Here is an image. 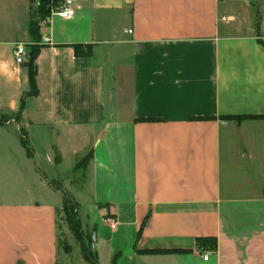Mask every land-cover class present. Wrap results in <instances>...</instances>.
Wrapping results in <instances>:
<instances>
[{
	"label": "crops",
	"instance_id": "1",
	"mask_svg": "<svg viewBox=\"0 0 264 264\" xmlns=\"http://www.w3.org/2000/svg\"><path fill=\"white\" fill-rule=\"evenodd\" d=\"M71 1L75 16L53 14L36 40V0H0V116L11 117L0 124V155L29 188L24 200L0 204V264H58L59 185L68 179L56 172L90 154L84 179L99 264H264V121L225 120L264 115L258 1ZM108 43L121 46L124 62L98 51ZM77 44L92 45V56L77 57ZM18 46L25 65L16 64ZM34 47L39 95L30 97ZM126 85L129 103L108 109ZM246 134L258 174L226 189L229 145ZM198 239H216V251Z\"/></svg>",
	"mask_w": 264,
	"mask_h": 264
},
{
	"label": "rangeland",
	"instance_id": "2",
	"mask_svg": "<svg viewBox=\"0 0 264 264\" xmlns=\"http://www.w3.org/2000/svg\"><path fill=\"white\" fill-rule=\"evenodd\" d=\"M259 5L262 7L263 19H264V0H257ZM59 3L55 2L53 6L51 16L58 11L60 8ZM255 9V7L253 6ZM256 11L257 22L261 17L259 9L253 10ZM98 51L104 54L111 51L115 56L120 58L122 62L125 61V51L121 50V46L118 44L108 43L98 46ZM115 60V58H114ZM114 65H110L108 69V76L111 78V75L114 71ZM127 82H130V73H127ZM111 86V85H109ZM126 92L123 96L117 93H114V98L109 95L108 98V109H111L116 102L121 105L129 103L130 101V85H126ZM118 95V96H117ZM116 103V105H117ZM120 109V108H119ZM2 117H5V120L8 121L9 116H0V121L3 120ZM245 141H249L248 134L246 138L236 137L235 140L231 141L229 147L233 150L230 157H226V162L224 165V177H225V187L229 189L230 185L233 183L237 186H244V182L250 176H255L258 173V162L257 157H247L248 152L244 153L249 145H245ZM261 143V141H258ZM245 147V148H244ZM248 148H250L248 146ZM239 149L242 153H239ZM91 161L90 155L82 158L75 170L72 171L70 161H67L59 170H57V175L62 178H67L68 182L65 183L66 187L62 189L63 197H66V202L62 209L59 211L58 215V264H87L84 259V247L85 250L89 253L90 251L94 254L92 248L93 241V228L94 225L99 221L96 210L92 209V206L89 204L88 200V186L85 187V175L84 172L88 167L89 162ZM18 171L12 162L9 161L8 155H0V204L14 202L17 200H24L26 198V191L29 189L24 185L23 179L18 178ZM251 179H253L251 177ZM256 184L259 185V181H256ZM36 190V187L33 190ZM243 189V188H242ZM82 193V194H81ZM80 194V195H79ZM80 200L82 207L78 204L75 198ZM77 215L78 221L80 223L79 234L82 238V242L78 240V236L72 230V216ZM90 219H89V218ZM105 260V258H103Z\"/></svg>",
	"mask_w": 264,
	"mask_h": 264
},
{
	"label": "trees",
	"instance_id": "3",
	"mask_svg": "<svg viewBox=\"0 0 264 264\" xmlns=\"http://www.w3.org/2000/svg\"><path fill=\"white\" fill-rule=\"evenodd\" d=\"M37 8L31 15L30 20V32L32 36L38 40L39 39V29L41 23L46 21L48 18L51 17L53 6L55 5V2L53 0H36ZM77 57L79 58H90L93 53V47L92 45H82L77 44L71 46ZM40 49L37 47H34L31 51L30 55V61L28 63L29 67V80H30V88L31 91L29 93L30 97H37L39 95V88L37 84V67H36V60L39 56ZM25 102H22V110L24 107ZM11 117L8 118V120ZM3 120L0 121V124H4L7 122L5 120V117H2ZM225 120H231L235 121L239 124L246 122V121H264V115H258V116H252V115H246V116H229L225 117ZM90 154V159H91ZM66 202V197H65ZM64 202V204H65ZM105 208V207H101ZM72 230L75 232V234L78 236V240L82 242V238L80 237L79 230H80V223L78 221V216L73 215L72 218ZM198 247L202 249H210L211 251H216L217 249V240L216 239H198L197 240ZM93 248V247H92ZM84 259L87 264H99L97 256L94 252V254L90 251L89 253L85 250L84 247ZM184 252L182 251H147L143 254L148 255H161V254H182ZM113 264H117V257L114 258Z\"/></svg>",
	"mask_w": 264,
	"mask_h": 264
},
{
	"label": "built area",
	"instance_id": "4",
	"mask_svg": "<svg viewBox=\"0 0 264 264\" xmlns=\"http://www.w3.org/2000/svg\"><path fill=\"white\" fill-rule=\"evenodd\" d=\"M76 14V7L74 5V2L71 0H68L65 2L64 5H62L54 15H57L58 17L62 19H72ZM131 34L132 32L129 31ZM15 61L17 65H25L27 63L26 61V50L23 46H18L14 51ZM109 223L111 224L112 229H116L117 223L114 220H109ZM204 260H208V254L204 256Z\"/></svg>",
	"mask_w": 264,
	"mask_h": 264
},
{
	"label": "water",
	"instance_id": "5",
	"mask_svg": "<svg viewBox=\"0 0 264 264\" xmlns=\"http://www.w3.org/2000/svg\"><path fill=\"white\" fill-rule=\"evenodd\" d=\"M96 242H97L96 235H94L93 236V241H92V247H93V249H96Z\"/></svg>",
	"mask_w": 264,
	"mask_h": 264
}]
</instances>
